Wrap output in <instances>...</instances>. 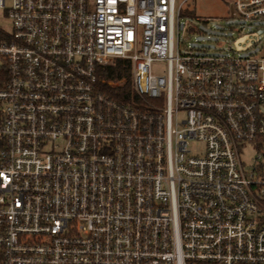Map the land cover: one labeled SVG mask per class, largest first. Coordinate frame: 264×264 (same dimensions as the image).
<instances>
[{"label":"built area","instance_id":"2783aa9c","mask_svg":"<svg viewBox=\"0 0 264 264\" xmlns=\"http://www.w3.org/2000/svg\"><path fill=\"white\" fill-rule=\"evenodd\" d=\"M182 8L0 0V264H264V56L181 49Z\"/></svg>","mask_w":264,"mask_h":264},{"label":"rangeland","instance_id":"374dc122","mask_svg":"<svg viewBox=\"0 0 264 264\" xmlns=\"http://www.w3.org/2000/svg\"><path fill=\"white\" fill-rule=\"evenodd\" d=\"M179 2L183 3V8L176 37L181 49L189 47L197 51L214 54L234 53L242 57L264 56V23L246 22L233 17L231 0ZM200 20L208 22L204 24ZM0 27L6 32H12L11 22L4 15L0 16ZM159 69L165 71L164 66ZM192 147L194 148V145ZM262 151L264 141L240 146L241 159L247 173L255 165L254 158L257 153Z\"/></svg>","mask_w":264,"mask_h":264},{"label":"trees","instance_id":"16d2710c","mask_svg":"<svg viewBox=\"0 0 264 264\" xmlns=\"http://www.w3.org/2000/svg\"><path fill=\"white\" fill-rule=\"evenodd\" d=\"M107 78H108V81H111L117 85L115 86H106V90L107 92H109L110 94L112 95H129L131 93V86L130 84L127 82V83H120L119 80L121 79L120 76H115V77H110L108 74H107ZM108 84V83H107Z\"/></svg>","mask_w":264,"mask_h":264}]
</instances>
